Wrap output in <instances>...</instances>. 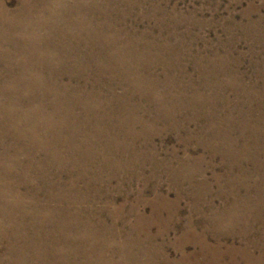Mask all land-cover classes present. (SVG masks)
Here are the masks:
<instances>
[{"label":"bare ground","instance_id":"1","mask_svg":"<svg viewBox=\"0 0 264 264\" xmlns=\"http://www.w3.org/2000/svg\"><path fill=\"white\" fill-rule=\"evenodd\" d=\"M15 1V8L9 9L0 0V264H225L226 260L264 264V252L247 231L249 222L257 219L254 213L244 218L242 205H235L234 212L227 215L224 208L214 210L218 214L213 227L206 226L214 234V244L205 239L209 230L204 228L197 236L187 224L181 255L170 258L161 255L156 246L164 244L153 239L165 234L171 215L161 219L160 209H152L162 226L156 234L148 231L152 221L147 216L142 220L145 215L140 214L134 222L126 223L127 232L122 233L114 229L121 219L120 205L109 214L111 223H94L86 208L78 204L101 194L97 189L87 192L91 182L86 176L91 169L86 167L101 161L116 168L128 163L120 154L130 150L134 158L130 163L139 160L143 150L134 151L132 142L141 137L152 142L154 134L178 128L171 103L191 109L192 116L185 119L188 122L211 113L207 105L216 103L217 98L209 101L198 85L205 83L212 69L199 72L198 85L194 84L185 66L179 64V52L160 39L163 30L133 32L122 27L125 13L116 5H129V0ZM155 61L162 62L158 74ZM184 88L190 89L189 94ZM138 103L146 104L145 111ZM142 112L149 119L137 116ZM259 112L257 120L262 126L245 128L264 134L263 104ZM212 113L200 131L212 136L210 143L205 141L211 147L209 156L214 155L213 147L223 149L220 160L224 164L225 153L248 138L229 136L233 128H223ZM244 156H249L247 149ZM200 157L193 163L203 161ZM259 157L260 152L250 156V170L233 177L245 192L252 170L260 174L259 183L264 182ZM201 175L199 171L198 178L204 182ZM188 177L192 176L185 175ZM212 179L216 182L220 176ZM79 181H84V191L78 187ZM252 191L257 201L255 206L247 204L245 210L255 208L256 214L264 213L263 194L256 186ZM81 216L85 220L78 221ZM258 218L263 222V217ZM140 221L146 222L145 228L139 229ZM106 225L107 230L98 231ZM62 227L82 233L66 234ZM232 235L246 242H223ZM187 243L195 249L187 251L183 246ZM252 249H258L259 254Z\"/></svg>","mask_w":264,"mask_h":264},{"label":"rangeland","instance_id":"2","mask_svg":"<svg viewBox=\"0 0 264 264\" xmlns=\"http://www.w3.org/2000/svg\"><path fill=\"white\" fill-rule=\"evenodd\" d=\"M1 2L9 9H14L16 6L15 0H1ZM129 2V5L122 3L116 5L118 10L125 13L122 27L129 31L131 28L133 32L151 29L155 33L163 30L160 39H166L169 46L179 52V64L185 66L187 77L194 84L198 85L199 72L212 69V75L205 78L203 85H198V90L200 94L209 98V101L217 98L216 103L207 105L211 113L214 111L213 119L220 121L222 127L227 130L233 128L234 131L230 130L232 132L229 136L243 134V137L248 138V144L247 141L244 144L240 143L230 151L231 154L225 153L223 158L225 161L222 164L220 155L224 154L223 149L213 147L214 155L209 156L208 153L212 152L209 151L211 147L206 146L205 141L209 142L212 136L200 131L206 122L209 123L207 120L211 118V113L188 122L185 119L192 116L191 109L171 103L174 117L177 119L176 131L154 134L152 142L143 139L144 137L137 138L132 142L131 148L133 146L134 151L143 150L137 156L139 160L135 159L130 163V160L134 159L130 150L127 154H120L124 162L128 160V163L113 167L114 169L105 166L101 161L86 167L93 170L92 175L91 170H88L86 176L91 182L87 192L93 193L97 189L101 194L97 195L96 199L84 200L78 204L86 208L94 223H111L113 220L109 214L121 206V219L117 220L118 225L114 229L122 233L127 232L126 223L134 222L137 214L145 215L142 220L147 216L154 222L148 227L151 234H156L158 229L162 228L157 223L160 220L159 216L165 219L168 214L171 215L173 218L165 234L153 239L154 243L164 244L160 247L157 243L156 246L161 250V255H169L170 258L180 257L179 251L183 244L181 240L184 238L187 224L192 225L197 236L202 235V229L209 230L206 226L211 227L212 221L217 218L218 213L214 210L224 208L223 212L227 215L234 212L235 205H242L241 212L244 211L242 212L244 218H250L254 213L257 219L254 223L249 222L247 231L249 238L257 239L258 246L264 252V220L262 222L258 218L264 219V213L256 214L255 208L251 212L245 210L247 204H254L253 202L257 201L252 191L255 186L264 197V182L259 183L260 174L254 170L251 171V179L245 182V187L248 186L246 192L233 181L235 175L243 176L244 170H250L249 157L253 154L259 155L260 152L261 158L257 159L263 162L261 164L264 166V134L245 128L262 126L257 118L260 115L261 105H264V0H129ZM155 62H157L156 74H158L162 62ZM200 87L203 89L200 90ZM119 89L118 92H121L122 89ZM184 89L185 93L189 94L190 89ZM167 90L175 93L173 89ZM164 91L166 92V89ZM138 105V108L145 111L146 104L138 103ZM151 109L150 112L156 114V111ZM143 113L137 116L149 119L147 113L145 115ZM228 118V122H223ZM183 126L190 132L182 130L185 129ZM243 137L240 142H243ZM252 139L256 140L252 141ZM147 144H150L148 148H146ZM242 146L243 151L236 150V147L240 149ZM245 149L249 152L248 157L244 156ZM195 157L203 158V161L197 159V162L193 163ZM207 160L209 163L206 162ZM199 171L204 182L198 178ZM216 174L220 179L214 182L212 177ZM185 175L192 177L185 178ZM228 176L230 179L227 178ZM83 182L77 183L82 191L85 190ZM158 198H162V201ZM154 208L160 209L161 215L153 216ZM90 210L94 214L90 213ZM83 219L84 217L81 216L78 221ZM98 219L103 221H97ZM145 226V221L139 222V229ZM107 227L106 225L97 229L102 231ZM60 229L71 235L72 232L77 234L80 232L76 228L71 232L67 228ZM111 229L109 227V230ZM205 232L206 241L214 244L216 242L214 234L211 230ZM223 242L241 245L246 241L232 235L223 239ZM183 246L187 251L195 249L192 243ZM2 248L3 244L0 240V251ZM252 250L254 254H259L258 249Z\"/></svg>","mask_w":264,"mask_h":264}]
</instances>
